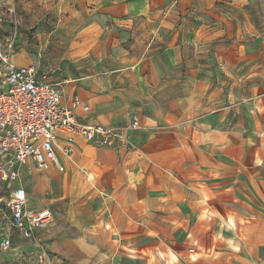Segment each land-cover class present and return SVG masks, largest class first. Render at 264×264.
<instances>
[{"label":"crops","instance_id":"crops-1","mask_svg":"<svg viewBox=\"0 0 264 264\" xmlns=\"http://www.w3.org/2000/svg\"><path fill=\"white\" fill-rule=\"evenodd\" d=\"M81 1L93 64L81 76L65 61L49 79L62 104L78 97L79 120L138 126L121 146L76 136L67 152L57 138L62 172L19 166L27 206L52 212L35 236L54 264H234L235 245L194 259L177 236L264 222V0Z\"/></svg>","mask_w":264,"mask_h":264},{"label":"built area","instance_id":"built-area-1","mask_svg":"<svg viewBox=\"0 0 264 264\" xmlns=\"http://www.w3.org/2000/svg\"><path fill=\"white\" fill-rule=\"evenodd\" d=\"M51 69L38 65H15L8 52L0 49V180L14 182L19 177V166L29 157L39 168L50 164L59 166L55 141L63 137V150L72 152L76 136L98 146H121L128 143L129 129L138 126L134 115L124 127L85 123L73 113L79 103L74 98L71 106L61 103V88L52 82ZM88 109L86 104L82 105ZM52 220L48 208L35 210L27 206L23 189L12 193L7 212L0 217L1 228L9 225L24 238L41 242L34 229L47 226ZM11 245L8 233L0 232V250Z\"/></svg>","mask_w":264,"mask_h":264},{"label":"rangeland","instance_id":"rangeland-1","mask_svg":"<svg viewBox=\"0 0 264 264\" xmlns=\"http://www.w3.org/2000/svg\"><path fill=\"white\" fill-rule=\"evenodd\" d=\"M89 22L88 10L81 0H0V49L8 52L11 63L15 65H26L27 59L32 58L40 69L48 68L55 73L67 61L71 69L81 71V76H85L93 64L88 61V49L94 46V39L90 35L80 36L79 31ZM67 51L71 56L69 59L65 57ZM78 64L80 68L77 69ZM111 153V150L107 151L108 156ZM57 169L62 172L64 167L58 166ZM80 172L74 175L81 178L84 171ZM20 187L27 189V180L13 182L10 186L0 183V217L5 212L7 197ZM193 208L198 209V206ZM211 224L219 227V241L197 232L194 238L184 237L183 234L177 236V245L184 247V252L192 254L194 259L200 257L204 246L212 243L218 245L217 250L223 255L229 253L220 247L235 245L236 250L230 247L236 253L233 255L237 259L234 264H264L263 249L254 250L255 246H264L261 234L264 232L263 221L235 223V231L223 230L222 225L217 223ZM0 232L11 237L10 247L0 250V264H54L49 260L51 253L45 241H29L9 225L2 228L0 225ZM259 233L261 236H258ZM253 235L255 237L251 238ZM229 258L232 256L229 255Z\"/></svg>","mask_w":264,"mask_h":264}]
</instances>
